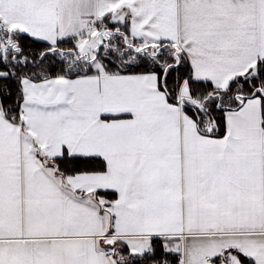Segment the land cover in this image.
<instances>
[{
	"label": "snow or ice",
	"instance_id": "obj_1",
	"mask_svg": "<svg viewBox=\"0 0 264 264\" xmlns=\"http://www.w3.org/2000/svg\"><path fill=\"white\" fill-rule=\"evenodd\" d=\"M0 264H264V0H0Z\"/></svg>",
	"mask_w": 264,
	"mask_h": 264
}]
</instances>
